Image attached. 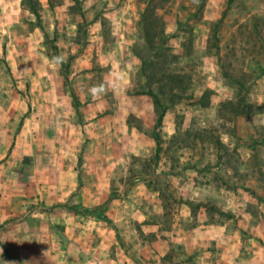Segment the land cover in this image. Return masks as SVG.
<instances>
[{"label":"rangeland","instance_id":"1","mask_svg":"<svg viewBox=\"0 0 264 264\" xmlns=\"http://www.w3.org/2000/svg\"><path fill=\"white\" fill-rule=\"evenodd\" d=\"M255 142L264 0H0V264H143L133 242L170 241L197 225L182 207L205 208L179 180L252 191Z\"/></svg>","mask_w":264,"mask_h":264},{"label":"crops","instance_id":"2","mask_svg":"<svg viewBox=\"0 0 264 264\" xmlns=\"http://www.w3.org/2000/svg\"><path fill=\"white\" fill-rule=\"evenodd\" d=\"M247 148H249L247 150L249 157L252 155V159H263L264 164V143L255 142V144H249ZM238 151L241 150L238 149ZM262 173L263 176L250 178L251 185L249 187L252 193L243 190L242 187H236V184V188L229 189L227 187L229 181H238L237 176L234 178L217 177L211 172L204 171L202 176H198L202 181L196 180L194 176H187V180H179V185H182V188L187 191L180 190L179 195L205 203V208L200 210L198 216L192 214L190 204H183L186 207H182L183 210L187 209L189 213L183 219L188 217L190 221L194 220L197 225L184 234L172 235L170 241H166L164 237L159 239L158 236V239L151 243L133 242L138 261L143 264L151 260L160 263L171 250L175 249L186 254L188 258L194 256L193 261H187L186 264L194 262L196 264H214L215 258L219 259V264H233L234 258L241 256L247 258L254 252H264L262 243L264 241V201H261V204L258 201L259 199L264 200V194L257 192V189L253 190V188H259L260 184L264 185V171ZM185 181L186 183H183ZM185 184H187L186 189ZM208 202L217 205L223 212L230 214V217L224 220L214 219L216 215L210 214L206 208ZM176 254L178 253H174V255ZM129 257L130 255H126V258Z\"/></svg>","mask_w":264,"mask_h":264},{"label":"clouds","instance_id":"3","mask_svg":"<svg viewBox=\"0 0 264 264\" xmlns=\"http://www.w3.org/2000/svg\"><path fill=\"white\" fill-rule=\"evenodd\" d=\"M52 60L54 63H62V54L61 56L53 57ZM124 78H125L124 73H121L118 77L120 81H123ZM88 91L93 99H98L104 94H106V92L108 91V87L104 83H100L97 85H93L92 87L89 88ZM113 91H115V89H113Z\"/></svg>","mask_w":264,"mask_h":264},{"label":"trees","instance_id":"4","mask_svg":"<svg viewBox=\"0 0 264 264\" xmlns=\"http://www.w3.org/2000/svg\"><path fill=\"white\" fill-rule=\"evenodd\" d=\"M172 91H173V90H172ZM175 95H176V96H174V97H176L177 100H178V99H182L181 96H179L178 94H175ZM163 116H164L163 114L160 115V117H159V121L163 118Z\"/></svg>","mask_w":264,"mask_h":264}]
</instances>
